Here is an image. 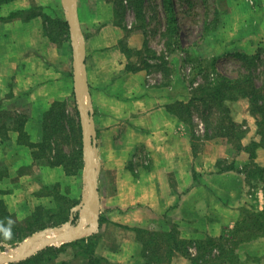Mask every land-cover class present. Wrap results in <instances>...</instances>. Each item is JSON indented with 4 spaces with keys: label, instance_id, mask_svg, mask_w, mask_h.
<instances>
[{
    "label": "crops",
    "instance_id": "1",
    "mask_svg": "<svg viewBox=\"0 0 264 264\" xmlns=\"http://www.w3.org/2000/svg\"><path fill=\"white\" fill-rule=\"evenodd\" d=\"M111 1L76 0L101 206L98 229L91 235H96V254L111 264H142L143 247L136 229L168 233L173 224L182 240L199 242L233 231L248 214L263 213L264 146L249 101L240 99L226 106L234 122L246 127L243 151L237 152L224 141L209 140L196 144L201 150L195 156L191 128L167 109L174 103L187 102L190 91L176 72L170 84L164 86L160 74L156 77L146 70L126 71L129 64L138 67L139 63L135 56L129 60L119 43L124 41L132 52L143 51L148 37L134 29L126 39L127 31L137 28L136 19L129 25L121 22ZM221 1L225 2L219 11L217 30L213 26L210 31L213 36L209 55L264 56V0ZM33 9L38 15L50 17L54 25L59 21L68 25L63 0H13L0 4L3 239L18 229L20 235L30 238L58 228L33 227L37 211L57 210L52 195L56 192L64 207L73 206L69 220L61 226L72 218L75 224L80 220L79 205L86 187L70 31L69 39L56 44L45 34L43 16L9 18L12 13ZM73 96L81 127L83 168L68 174L66 164H49L56 152L54 147L52 153H44L41 147L46 115L57 104L65 105L70 114ZM19 118H25L23 137L17 129ZM251 145H256L254 158ZM65 150L69 155L71 149ZM255 165L263 172L256 174L252 168ZM85 195L87 198L88 191ZM90 211H84L86 230L89 218L92 220ZM190 253L195 255L192 249ZM236 254L239 264H264V237L241 244ZM248 257L258 259L257 263L246 261ZM172 264L190 261L177 254Z\"/></svg>",
    "mask_w": 264,
    "mask_h": 264
},
{
    "label": "trees",
    "instance_id": "2",
    "mask_svg": "<svg viewBox=\"0 0 264 264\" xmlns=\"http://www.w3.org/2000/svg\"><path fill=\"white\" fill-rule=\"evenodd\" d=\"M10 1L13 0H0V4ZM113 1L115 15L121 22L125 21L127 11H131L130 8L133 10L136 20H145L144 12L147 0ZM174 6L172 0H164L167 24L164 38H166L168 49L173 44L172 41H176L179 31ZM38 14L40 13H37V10L33 9L28 12L12 13L9 18L13 19L26 15L27 18L31 19L43 16L45 34L52 42L60 44L63 38L69 39V27L66 22L59 21L54 25L50 17L42 13L41 15ZM134 29L144 32L147 37L144 26L139 25L137 28L127 31L126 39H128ZM124 43V41L119 43L124 54L129 60L132 56H135L139 63L138 67L129 64L126 69L127 72L146 70L150 74L152 69H156L162 73L164 80H166L164 86L170 84L171 67L168 61L166 62L163 58L160 59V63H152L151 61H155L157 58L150 49L148 41L145 42L144 50L138 52H132ZM233 58L241 61L243 68V71L236 77L222 75L212 66V78L205 72L201 76V83L196 85L193 82L191 83L190 99L187 102H177L167 108L171 114L191 128V138L195 145L192 148L195 156L201 150V146L198 145L197 147L196 144H202V141L209 140L224 141L233 146L237 152L243 151L242 141L246 136V127L234 122L231 112L226 106L227 102L238 101L240 99H247L249 101L250 112L257 121L258 134L264 146V80L260 81L264 75V56L261 53L255 56L236 53L233 54ZM199 67L201 68L199 69ZM199 67L197 68L202 73L204 71L203 64ZM259 82L262 85H259ZM18 122L17 129L21 137H23L25 118H19ZM200 125L203 129V137L201 138L197 135V132H199L197 129ZM43 143L41 148H44V153L48 150L50 153L54 149L56 151L49 161L50 165L58 166L66 164L68 174H76L83 168L81 127L79 126L77 117L71 116L66 112L65 105H55L46 115ZM66 148L71 149L69 155L65 150ZM254 148H256V145H251L249 148L253 154L251 155L252 158L255 156ZM42 158L44 157L42 156ZM252 168L255 169L254 172L256 173L259 171L263 172L256 165ZM2 175L3 173L0 171V177ZM43 191L49 190L44 188ZM52 195L57 202V210L42 211L41 209L37 211L33 224L36 230L59 227L69 220V210L73 206L64 207L60 203L59 194L56 192ZM0 213L2 219L5 216V207L2 203H0ZM29 231H33L32 227L29 228ZM13 232L11 235L4 236V239L0 236V242L13 246L23 242L27 238V236L19 234V229ZM34 232L31 234H34ZM135 232L137 239L143 247L142 264H172V260L177 254L186 257L190 261V264H239L236 251L240 245L253 239L264 237V212L258 215L248 214L245 220L238 223L233 231L223 234L218 239L208 238L199 242L182 240L177 226L173 224L168 233L150 232L143 229H136ZM227 246H231L233 249ZM96 247L97 239L96 235H93L73 243L65 244L60 248H47L34 257L18 264H51L56 260L58 253L65 252L67 249H73L75 252H78L76 256L82 258L85 264H111L107 259L99 257L96 254ZM191 249L195 251V255L190 253ZM62 264H67V262H63Z\"/></svg>",
    "mask_w": 264,
    "mask_h": 264
},
{
    "label": "rangeland",
    "instance_id": "3",
    "mask_svg": "<svg viewBox=\"0 0 264 264\" xmlns=\"http://www.w3.org/2000/svg\"><path fill=\"white\" fill-rule=\"evenodd\" d=\"M172 1L175 5L174 9L177 17V22H178L177 25L179 31H178V37L176 38V41L175 40L172 41L173 44L171 45L170 49L167 48L166 46L167 41L166 38H164V33L167 27L166 14L164 10V0H147L145 2L146 3L145 12H144L145 20L143 21L136 20L137 26L139 25L144 26L145 32L148 37L147 41L150 42V49L152 50L154 56L157 58L155 61H151V62L154 64L160 63L161 62L160 59L163 58L166 60V62L168 61L169 65L172 66L170 77L172 78L173 72L178 73V76L180 80L183 82L184 87L188 91H190V93H191V88H190L191 83L193 82L195 83V85L201 83V79H202L201 76L203 75V73L206 72L209 74L211 78L213 77L212 69H211L212 66H214V69L218 73L222 75H226L228 77H236L240 72H242L243 68L241 61L232 58V55L231 57L221 56L219 58L212 57L209 55L210 53L209 49L211 47L209 46V44L211 43V37L213 36L212 35L213 33L210 31L212 30L213 26L214 29L217 28L219 11L223 8L222 6L224 5L225 1H221V0H172ZM111 2H113V0ZM130 10L131 11L129 10L127 11L126 18L124 21L127 25H129L131 22L134 23L135 22L134 19H136L133 10L131 8ZM201 64H203L204 66L203 68L204 71L202 73L199 72L197 68ZM200 68L201 67H199V69ZM151 72L153 73V75H156V77L159 76L157 74L162 75V73L156 69H152ZM263 80H264V75L262 76L260 81ZM165 81L166 80L164 79L161 80L162 83H165ZM259 85H262V83L259 82ZM82 90L84 91L83 87ZM75 107H76L75 98L73 96V100L71 101L68 110L69 113L74 117L76 116ZM197 130H199V132L201 131L199 136L203 137V131H202L203 129L201 125L198 127ZM253 174L255 173L253 172ZM88 209L92 211V207H88ZM88 217H90V214L88 215ZM77 218L79 219V217ZM91 222L92 220L89 218V222H88L89 228L92 226ZM60 234L63 235V233ZM47 235H49V233ZM90 236L92 235H89L88 237ZM232 239L230 240L232 241ZM19 245L20 244L11 246L3 242L0 243V255L3 254L7 256L8 254L15 252H18L19 255L20 252L18 249ZM61 246H58L57 244L54 245L53 247L60 248ZM227 247L233 249L231 246H227ZM77 253L78 252H75L73 249H67L65 252L58 253L56 260L53 261L51 264H62L63 262H67V264H85V261L82 260V258L76 256ZM257 260L258 259H255L254 257L246 258V261H252L255 263H257ZM12 264H18V263H12Z\"/></svg>",
    "mask_w": 264,
    "mask_h": 264
},
{
    "label": "water",
    "instance_id": "4",
    "mask_svg": "<svg viewBox=\"0 0 264 264\" xmlns=\"http://www.w3.org/2000/svg\"><path fill=\"white\" fill-rule=\"evenodd\" d=\"M63 5L68 14V26L70 31V37L72 42L73 49V60H74V80H75V98L77 102V109L80 116V121L82 124V133L84 139V159H85V178H86V187L85 194L88 191L89 197L83 195V199L79 208L81 209L80 220L74 223V218L71 219L69 223L53 229L54 231H66L61 235L57 241L59 246L65 245L68 243H73L87 237V233H94L99 226V216H100V196L98 191V171H97V160L95 154V144L93 141L91 133V116L89 114V105L86 102L85 95L87 94V85L84 79V66L81 54V44H80V28L76 15V0H63ZM82 87L84 91L82 90ZM92 207V224L93 227L88 232L85 229V214L84 211L86 208ZM52 231V229H46L39 233L34 234L30 238H27L22 242L18 249L21 252L17 259H0V264H12L26 261L37 253L46 250L47 248L53 247L54 243L43 242L39 249L35 251H29L25 253V248L30 247L32 244H37L42 242L44 235ZM43 236V237H42ZM46 236V235H45Z\"/></svg>",
    "mask_w": 264,
    "mask_h": 264
},
{
    "label": "bare ground",
    "instance_id": "5",
    "mask_svg": "<svg viewBox=\"0 0 264 264\" xmlns=\"http://www.w3.org/2000/svg\"><path fill=\"white\" fill-rule=\"evenodd\" d=\"M88 197H89V193H88ZM91 228H89L87 231H89ZM62 232L66 233V231H53V230H52V232H47L45 235H47L48 233H49V235H47V236L44 235V237L42 236L43 237L42 242H39L37 244H32L30 247L25 248V250H24L25 253H28L29 251L31 252V251H35V250L39 249V247L41 246V244H43V242L54 243L53 245H57L58 243L55 242V241H57V239L61 235L60 233H62ZM20 254H21V252H19V255ZM8 255L6 256V255L2 254V255H0V259L6 258V259H13L14 260V259H17L19 257L18 252L10 253Z\"/></svg>",
    "mask_w": 264,
    "mask_h": 264
}]
</instances>
